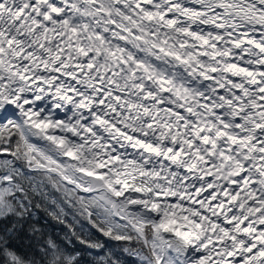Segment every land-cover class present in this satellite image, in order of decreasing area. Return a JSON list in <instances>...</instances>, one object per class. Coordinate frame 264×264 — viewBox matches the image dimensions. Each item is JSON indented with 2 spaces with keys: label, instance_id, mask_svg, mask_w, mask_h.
Returning a JSON list of instances; mask_svg holds the SVG:
<instances>
[{
  "label": "snow or ice",
  "instance_id": "snow-or-ice-1",
  "mask_svg": "<svg viewBox=\"0 0 264 264\" xmlns=\"http://www.w3.org/2000/svg\"><path fill=\"white\" fill-rule=\"evenodd\" d=\"M0 264H264V0H0Z\"/></svg>",
  "mask_w": 264,
  "mask_h": 264
},
{
  "label": "trees",
  "instance_id": "trees-1",
  "mask_svg": "<svg viewBox=\"0 0 264 264\" xmlns=\"http://www.w3.org/2000/svg\"><path fill=\"white\" fill-rule=\"evenodd\" d=\"M41 215V221L43 222L46 217L44 216L43 213L40 214ZM47 227L53 231V233L57 232V231H63V226L57 224L55 221L51 220V219H47Z\"/></svg>",
  "mask_w": 264,
  "mask_h": 264
}]
</instances>
